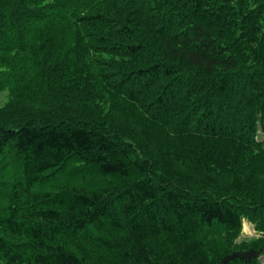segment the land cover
<instances>
[{"label": "trees", "instance_id": "1", "mask_svg": "<svg viewBox=\"0 0 264 264\" xmlns=\"http://www.w3.org/2000/svg\"><path fill=\"white\" fill-rule=\"evenodd\" d=\"M9 86L19 104L64 92L95 114L104 99L156 130L167 158L215 173L202 190L162 183L77 109L0 122V264H220L234 251L206 231L264 230V0H0ZM73 160L63 186L38 189ZM221 174L235 179L225 195L210 187Z\"/></svg>", "mask_w": 264, "mask_h": 264}, {"label": "rangeland", "instance_id": "2", "mask_svg": "<svg viewBox=\"0 0 264 264\" xmlns=\"http://www.w3.org/2000/svg\"><path fill=\"white\" fill-rule=\"evenodd\" d=\"M68 97L64 92L58 95L42 93L40 98L27 99L22 104H19L14 98L11 86L5 87L3 90H0V122H11L20 126L26 123L38 124L41 120L71 121L75 117L77 109V112L84 111L86 115L95 117L99 125V130H102L105 134L109 133L118 144L127 147L137 157L141 159L146 158L148 167L157 172L163 179L162 183L170 182V177L178 178L179 176L181 179L178 178V184H175L174 187L183 186L185 189L196 188L202 190L204 189V184L209 183L205 179V176L209 175L212 177L210 174L215 173L213 167H210V172L207 173L203 171L205 170L203 166L195 165L197 168H190L181 161L179 162L174 158H167L165 155L167 153L166 149H160L159 147L161 142L158 140L159 135L156 130L148 126L144 128L134 119L135 117L126 115L112 103L101 98H98L94 102L90 101L89 103L92 104L91 107L95 111L94 114L88 108L83 109V106L77 105H81L87 96H84V98L80 96L74 100L77 108H74L73 105L68 103L70 98ZM76 119L79 121L91 120L85 118V115L84 117L78 116ZM257 136V140L263 145L262 147L264 149V132L260 131ZM78 167L81 166L75 163L74 160L69 161L64 166V171L59 173L54 179L48 180L46 183L40 185L38 189L53 190L60 188L64 183L69 181L71 178L70 173ZM213 180H217L219 184H213L210 187H214L217 193L219 191V193L224 195L227 193L226 191L216 190V188L228 189L235 183V179L230 174H221L218 177L214 176ZM237 184L240 185L241 182L237 181ZM261 184L260 189H263L264 182ZM250 187L252 188L251 183ZM250 187L247 185L248 190ZM203 239L212 242L214 245L221 244V248L229 244V249L232 251H238L244 243L249 244L255 241L263 244L261 248H264V230L259 227L258 222H254L248 218L243 219L241 232L236 238L228 236L221 230H208L203 234ZM258 260L264 264V249Z\"/></svg>", "mask_w": 264, "mask_h": 264}, {"label": "water", "instance_id": "3", "mask_svg": "<svg viewBox=\"0 0 264 264\" xmlns=\"http://www.w3.org/2000/svg\"><path fill=\"white\" fill-rule=\"evenodd\" d=\"M263 252V249L259 250H248V251H234L231 254H228L223 257L220 264H228L231 260H234L236 258L245 260V261H251L252 259H258Z\"/></svg>", "mask_w": 264, "mask_h": 264}, {"label": "bare ground", "instance_id": "4", "mask_svg": "<svg viewBox=\"0 0 264 264\" xmlns=\"http://www.w3.org/2000/svg\"><path fill=\"white\" fill-rule=\"evenodd\" d=\"M152 163V162H151ZM222 260V259H221Z\"/></svg>", "mask_w": 264, "mask_h": 264}]
</instances>
